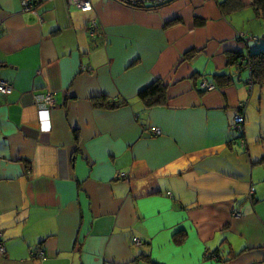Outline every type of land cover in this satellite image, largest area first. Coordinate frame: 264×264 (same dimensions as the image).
Returning <instances> with one entry per match:
<instances>
[{
  "label": "crops",
  "instance_id": "crops-1",
  "mask_svg": "<svg viewBox=\"0 0 264 264\" xmlns=\"http://www.w3.org/2000/svg\"><path fill=\"white\" fill-rule=\"evenodd\" d=\"M35 1L0 0V264H264V92L236 61L264 34L252 0Z\"/></svg>",
  "mask_w": 264,
  "mask_h": 264
},
{
  "label": "built area",
  "instance_id": "built-area-1",
  "mask_svg": "<svg viewBox=\"0 0 264 264\" xmlns=\"http://www.w3.org/2000/svg\"><path fill=\"white\" fill-rule=\"evenodd\" d=\"M113 2H116L122 6L136 9V10H143V11H149L158 9L164 6L169 5L173 0H111ZM67 4L69 6H73L77 8L79 11L84 13L92 12L93 6L91 4L90 0H66ZM22 10L23 12H31L35 13L36 11V1L35 0H22ZM88 34L91 38H94L96 35L99 34V26L96 20H91L88 25ZM201 90L204 91H212L214 89L213 85H207L202 84ZM13 91V87L10 83L5 81H0V94L2 95H10ZM33 103L34 106L40 111V112H47L48 110L52 109L55 106V100L53 99L52 95L49 92L45 93H37L33 96ZM245 122L244 115L239 114L234 119L233 128L236 131H241L242 126ZM152 134L156 135L159 134L158 129H152ZM242 146L245 145V142L242 140ZM2 234L0 232V255L5 254V247H4V241L2 240ZM133 243L137 246L142 245V241L138 238L133 239ZM31 256L33 258H43L44 253L43 251H33L31 253Z\"/></svg>",
  "mask_w": 264,
  "mask_h": 264
},
{
  "label": "trees",
  "instance_id": "trees-1",
  "mask_svg": "<svg viewBox=\"0 0 264 264\" xmlns=\"http://www.w3.org/2000/svg\"><path fill=\"white\" fill-rule=\"evenodd\" d=\"M221 6L226 9L230 8L235 10L242 7V4L236 0H225ZM251 6L253 7L255 14L264 21V0H252ZM243 57L244 60H242ZM234 59L235 58L233 57H231V59L229 58L231 62L234 61ZM239 59H241L242 62L237 63V65L246 68L249 71L250 80L260 86V88L264 87V37L262 41H258L255 50L248 52L247 55L237 58L236 61ZM164 95V87L159 81H157L141 93V98L145 101L147 106H155L164 102ZM115 107L116 105L111 106L112 109Z\"/></svg>",
  "mask_w": 264,
  "mask_h": 264
},
{
  "label": "rangeland",
  "instance_id": "rangeland-1",
  "mask_svg": "<svg viewBox=\"0 0 264 264\" xmlns=\"http://www.w3.org/2000/svg\"><path fill=\"white\" fill-rule=\"evenodd\" d=\"M262 21H263V20H262ZM263 23H264V21H263ZM263 35H264V34H263ZM263 35H262L261 38H259L260 41L263 40V39H262V38H263ZM257 87H258V90H259L260 86L257 85ZM261 89H262L261 91L264 92V87H262ZM262 120L264 121V98H263V115H262Z\"/></svg>",
  "mask_w": 264,
  "mask_h": 264
}]
</instances>
